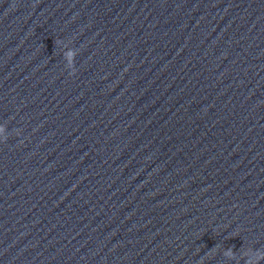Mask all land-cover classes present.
Segmentation results:
<instances>
[{"label":"water","instance_id":"1","mask_svg":"<svg viewBox=\"0 0 264 264\" xmlns=\"http://www.w3.org/2000/svg\"><path fill=\"white\" fill-rule=\"evenodd\" d=\"M0 264H264V0H0Z\"/></svg>","mask_w":264,"mask_h":264}]
</instances>
